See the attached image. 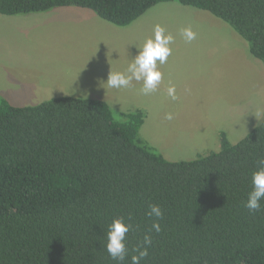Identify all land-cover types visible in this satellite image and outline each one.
<instances>
[{
	"label": "trees",
	"instance_id": "16d2710c",
	"mask_svg": "<svg viewBox=\"0 0 264 264\" xmlns=\"http://www.w3.org/2000/svg\"><path fill=\"white\" fill-rule=\"evenodd\" d=\"M208 12L264 67V0H0V15L76 7L126 27L160 3ZM144 113L114 116L102 100L62 96L13 106L0 96V264H118L108 225L123 217L131 264L152 220L161 232L141 264H264V211L243 207L264 157V116L236 144L167 161L140 137ZM264 204V202H262Z\"/></svg>",
	"mask_w": 264,
	"mask_h": 264
},
{
	"label": "rangeland",
	"instance_id": "374dc122",
	"mask_svg": "<svg viewBox=\"0 0 264 264\" xmlns=\"http://www.w3.org/2000/svg\"><path fill=\"white\" fill-rule=\"evenodd\" d=\"M157 25L174 37L171 55L164 64L157 63L162 73L157 90L145 95L140 91L142 82L136 81L128 88H109V73L126 72ZM189 27L196 33L190 43L180 34ZM84 44L90 47L84 49ZM74 66L82 69L76 79L91 82L90 90L76 97L106 102L117 118L142 111L140 137L170 162L218 151L222 131L236 144L264 116L263 65L249 54L239 35L208 12L176 2L160 3L126 27L76 7L0 15V86L16 84L20 89L2 92L11 105L47 101V94L37 96L31 90L66 82L72 75L63 70L72 71ZM172 85L175 101L167 94ZM169 113L171 120L165 119Z\"/></svg>",
	"mask_w": 264,
	"mask_h": 264
},
{
	"label": "clouds",
	"instance_id": "9594fccd",
	"mask_svg": "<svg viewBox=\"0 0 264 264\" xmlns=\"http://www.w3.org/2000/svg\"><path fill=\"white\" fill-rule=\"evenodd\" d=\"M180 34L186 42L196 39V33L191 28H183ZM174 43V37L166 33L165 29L159 25L155 26L154 33L143 43L142 48L130 63L126 72H111L107 77L109 88L121 89L128 88L133 81L142 82L140 91L148 95L155 92L162 81V73L157 68V63L164 64L171 55L170 45ZM168 96L173 100L178 97L175 92V86L172 85L167 89ZM165 119H173L172 114H166ZM257 170L251 175V190L247 194L243 207L252 213L264 211V157L257 161ZM145 215L152 220L151 228L145 233L142 242L138 247L132 249L131 264H141V261L148 256V248L152 245L151 232H161L160 220L163 219V210L158 204H149ZM131 231V224L126 223L123 217L112 220L108 225L106 237V251L109 257L122 264L129 250L126 246V236Z\"/></svg>",
	"mask_w": 264,
	"mask_h": 264
},
{
	"label": "crops",
	"instance_id": "0c3cea01",
	"mask_svg": "<svg viewBox=\"0 0 264 264\" xmlns=\"http://www.w3.org/2000/svg\"><path fill=\"white\" fill-rule=\"evenodd\" d=\"M85 23H87L86 26H90L92 24L91 22H85ZM87 28L89 29L90 32L91 30H96V28L94 27H87ZM88 45L90 44H84L82 48L85 49L86 47H90ZM81 70L82 69L77 68L75 66L72 69V71L68 69H64L63 71L68 75H72V78L62 83H58V82L47 83L45 84V86L38 87L37 89H32L31 92L36 93L37 96H44V94H47L45 96H48V97H45L44 100H49L50 98L53 99V98H57L60 96H74V97L84 96L85 92L90 90L89 84L91 82H90V79L84 82L81 79H76L74 77L77 71H81ZM24 84L20 83V87L23 88L25 86ZM4 90L18 93L20 89L16 86V84H8L7 87L0 86V96L2 95V92H4ZM2 96H5V95H2Z\"/></svg>",
	"mask_w": 264,
	"mask_h": 264
}]
</instances>
